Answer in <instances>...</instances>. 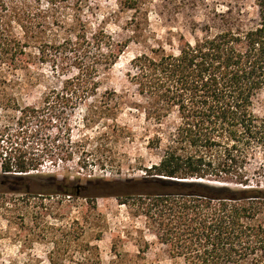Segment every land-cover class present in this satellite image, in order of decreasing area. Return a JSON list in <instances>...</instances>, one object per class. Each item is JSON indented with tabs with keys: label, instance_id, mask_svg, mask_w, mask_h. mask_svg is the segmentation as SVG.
Wrapping results in <instances>:
<instances>
[{
	"label": "trees",
	"instance_id": "16d2710c",
	"mask_svg": "<svg viewBox=\"0 0 264 264\" xmlns=\"http://www.w3.org/2000/svg\"><path fill=\"white\" fill-rule=\"evenodd\" d=\"M34 1L40 0H0V90L34 44L57 86L39 106L0 92V109L17 115L15 128L0 130V194L72 195L63 176H49L55 183L40 190L30 175L46 161H71L73 153L56 141L78 106L96 96L100 71L116 63L126 43L103 30L88 34L80 22L52 40L35 37L28 9ZM255 2L253 28L195 44L181 39L176 55L154 52L131 62V81L151 104L147 118L160 123L175 111L179 122L159 163L110 196L137 208L159 243L185 264H264V0ZM54 127L59 136L51 138Z\"/></svg>",
	"mask_w": 264,
	"mask_h": 264
},
{
	"label": "rangeland",
	"instance_id": "374dc122",
	"mask_svg": "<svg viewBox=\"0 0 264 264\" xmlns=\"http://www.w3.org/2000/svg\"><path fill=\"white\" fill-rule=\"evenodd\" d=\"M28 9L35 37L52 40L80 22L88 34L103 30L126 47L110 69L100 71L96 96L74 111L70 130L47 132L59 136L56 145L73 153L71 161H46L30 175L38 189L55 183L49 176H63L72 195L0 194V264H185L159 243L137 208L110 196L159 163L179 122L175 111L160 123L147 118L151 104L131 81V62L154 52L176 55L181 39L195 44L223 30L253 28L255 0H40ZM37 48L31 45L25 63L2 80L0 92L22 105L39 106L57 86L51 63L42 62ZM16 121L14 112L0 109V130L15 128ZM259 162L251 161L250 171Z\"/></svg>",
	"mask_w": 264,
	"mask_h": 264
}]
</instances>
